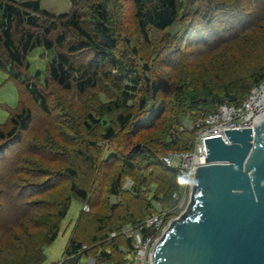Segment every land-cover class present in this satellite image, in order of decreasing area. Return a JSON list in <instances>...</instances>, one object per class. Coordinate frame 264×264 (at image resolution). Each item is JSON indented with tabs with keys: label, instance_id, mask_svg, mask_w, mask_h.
Segmentation results:
<instances>
[{
	"label": "rangeland",
	"instance_id": "374dc122",
	"mask_svg": "<svg viewBox=\"0 0 264 264\" xmlns=\"http://www.w3.org/2000/svg\"><path fill=\"white\" fill-rule=\"evenodd\" d=\"M100 1L110 15V26L118 40L117 50L123 47L130 50L135 46L133 57L138 63L147 62L149 77L160 87L154 100L162 99L166 108L152 127H143L134 134L132 142L124 146V157L118 152L123 148L121 142L133 134L123 132L116 122V114L128 109L137 112L138 107L134 97L132 101H124V80L117 75L118 70L101 72L95 84L83 91L72 86L64 88L50 79L43 80L53 49L36 45L26 55L28 66L22 74L26 80L34 81L42 93L46 104L42 108L27 91L24 81L14 80L0 68V123L7 120L10 108L17 104L18 95L31 115L28 128L18 139L8 141L0 136V144L7 141L0 152V264L33 261L39 264L33 260L34 256H38L40 264H58L67 258L63 248L68 236L75 234L89 242L92 228L99 224L97 217L103 218L104 228L111 230L119 222L117 217L124 215L126 205L133 216H141L147 201L144 194L147 190V195L155 190L151 181L145 184L147 190H134L144 174L153 179L159 173L176 181L172 194L157 199L148 196V199L152 202L149 215L164 210L161 223L177 217L189 201L190 188L180 172L177 177L172 171L164 170L161 164L146 161L145 149L156 147L158 153L169 149V145H163L167 132L179 122L183 126L192 125L187 117L194 115L195 104L201 96H226L228 92L241 99L253 85L255 72L264 74V0H215L223 5V15L240 21L232 22L231 32L217 25L219 36H209L208 41H193L188 34L194 26L206 25L202 15L204 8L210 7L207 1L211 0H179L176 20L164 29L147 25L145 35L137 25L132 0ZM40 3L52 12L71 8L69 0H40ZM78 8L88 27V3L80 2ZM67 35L74 37L76 33L69 29ZM106 123L115 130L114 136L104 135ZM180 123L177 128L181 127ZM8 126L9 123L0 129ZM191 143L193 147L194 135ZM135 144L137 148L131 151ZM123 159L131 160L134 167L130 170ZM119 173L120 191L113 193L110 183ZM70 182L87 191L86 200L74 197ZM129 218L121 220L120 224L123 232H130L132 236L137 228H133ZM55 222L56 236L49 240L47 228ZM115 233L116 230H111L108 237ZM115 238L117 251L111 245L112 238L104 240L106 250L122 263L136 264L134 244L132 247L123 244L122 235ZM89 254L93 256H79L75 264L108 262L105 257L95 260V255L90 251Z\"/></svg>",
	"mask_w": 264,
	"mask_h": 264
},
{
	"label": "trees",
	"instance_id": "16d2710c",
	"mask_svg": "<svg viewBox=\"0 0 264 264\" xmlns=\"http://www.w3.org/2000/svg\"><path fill=\"white\" fill-rule=\"evenodd\" d=\"M69 1L71 3L69 10L52 12L44 8L40 0H0V68L6 71L14 80L19 82L24 81L23 84L27 91L42 108H45L46 105L42 93L37 89L34 81L26 80L22 74L23 69L28 66L26 55L34 46L42 45L45 48L53 49L50 58L46 62L43 80L46 82L50 79L64 88L72 86L79 91H83L88 86L95 84V80L101 72L107 74L112 69L118 70L117 75L124 80L123 87L125 89H122V92L125 94L124 101H132V97H134L136 98V106L138 107L137 112L127 108L128 110L116 114V122L120 128H123V132L133 134V136L128 135L126 140H122L123 148L118 151L119 154H123L126 157L124 146H128L132 142L131 139L143 127H152L164 112V108H166L162 99L158 102L154 100L155 94L160 87L149 77V65L147 62L138 63V60L133 57V54L136 53L135 46H131L130 50H126V47L117 50L118 40L110 26L111 18L103 2L100 0ZM178 1L132 0L133 13L141 32L145 35L147 25L156 29H164L170 26L179 16ZM211 1H207L210 7H205L202 15L207 26H194L188 34L189 39L193 41L200 39L208 41L209 36L213 38L219 36L217 25L224 27L225 31L231 32V28L234 27L232 22L240 21L236 17L227 18L222 13L223 5L217 3L215 0ZM80 2L84 5L88 3L90 7V18L86 20L90 23L88 27L85 26L78 10ZM69 29L75 31L76 35L74 37L67 35ZM235 31L239 30L235 29ZM228 34L226 33L225 35ZM105 67L107 69H104ZM34 77L37 78V75H34ZM263 78L264 74L262 72H255L252 86L260 83ZM249 91L241 99H236L235 94L228 92L225 93L226 96H217L215 94L201 96V100L195 104L196 112L191 118L187 117L192 121V125L190 127L183 126L182 122H179L181 124L179 128H177L179 123L176 126L173 125L166 134L168 136L163 141L164 146L169 145L171 148L169 147V149L160 153H158L159 149L156 147L146 148V161L161 164L164 170H170L175 176L179 177L178 168L165 163L161 156L168 151L190 146L194 133L193 122L201 111L213 109L215 102L221 100L238 104L246 98ZM30 116V111L22 105L18 95L17 104L10 108L7 120L0 123V126H5L9 123V126L4 130L3 128L0 129V136L6 138L8 141L9 139H18L20 133L28 128ZM115 133V130H112L109 123L104 125V135L106 137L114 136ZM190 133L192 135L189 136ZM6 139L0 144V152L4 150L7 144ZM135 149H131V151H135ZM123 162L128 164L130 170L134 167L131 160L123 159ZM149 181L154 183L155 190L147 195V183ZM175 184L176 181L173 178L163 174L156 173L153 179L147 178V174L142 175L141 179L133 187L135 191L142 190V188L147 190V193L144 194L147 201L142 207V215L133 216L129 210L130 207L126 205L123 208L124 215L117 217L119 218V222L111 229L116 230V233L109 237L108 234L111 230H108V227L104 228L106 224H104L103 218L97 217L99 224L92 228L93 231L88 236L90 243L86 242V239L76 237L75 234H70L63 248V254L67 258L65 260L62 259L58 264H75V260L79 256H82L81 258H88V256L92 255L89 254V251L95 255V260L99 259V257H105L109 262L107 264H127L118 261V258L112 252L106 250L103 243H106L107 246V242L104 240L108 239L110 241V238H112L110 241L111 245L113 250L117 251L118 240L115 236L122 235V243L132 247L134 237L133 235L131 236L130 232H123L122 225L120 224L121 220L130 217L129 221L134 224L133 228H137L141 234L149 233L153 230V227L146 223V218L152 212L150 211L152 202H149L150 198L148 196L157 199L168 195L170 192L172 194V188ZM120 185L119 173L116 174L115 179L110 183V191L117 193L120 191ZM69 186L74 197L83 200L87 199L88 194L83 187L73 182H70ZM42 189L44 190V188ZM130 190L133 191L132 189ZM67 204L68 199L66 201ZM114 207L115 205H112V208ZM60 210L59 214L62 213V208ZM51 225V227L47 228L49 240L56 236L57 223L55 222ZM100 230L102 231L98 234L97 232ZM34 259L40 264L38 256H34ZM122 259L127 260L125 257H122ZM113 260L115 262H112ZM12 264L19 263L13 262ZM29 264H35V261Z\"/></svg>",
	"mask_w": 264,
	"mask_h": 264
},
{
	"label": "water",
	"instance_id": "95a60500",
	"mask_svg": "<svg viewBox=\"0 0 264 264\" xmlns=\"http://www.w3.org/2000/svg\"><path fill=\"white\" fill-rule=\"evenodd\" d=\"M224 133L204 137L189 201L156 238L153 264H264V117Z\"/></svg>",
	"mask_w": 264,
	"mask_h": 264
},
{
	"label": "built area",
	"instance_id": "2783aa9c",
	"mask_svg": "<svg viewBox=\"0 0 264 264\" xmlns=\"http://www.w3.org/2000/svg\"><path fill=\"white\" fill-rule=\"evenodd\" d=\"M263 109L264 78L260 83L251 87L249 94L240 103L234 104L221 100L215 102L213 109L201 111L193 122V147L191 143L189 148L168 151L161 156L162 160L169 165L176 166L186 184L191 188L195 167L203 163L205 159L204 137L219 134L224 136V128L252 125L255 116ZM164 215V210L160 209L146 218V223L153 227L149 233L141 234L138 230L133 231V244L138 257L136 264H153L152 248L156 238L170 221L169 219L165 224L161 223Z\"/></svg>",
	"mask_w": 264,
	"mask_h": 264
},
{
	"label": "bare ground",
	"instance_id": "6f19581e",
	"mask_svg": "<svg viewBox=\"0 0 264 264\" xmlns=\"http://www.w3.org/2000/svg\"><path fill=\"white\" fill-rule=\"evenodd\" d=\"M261 117H264V109L260 112V114L255 116L254 120H257V119H259Z\"/></svg>",
	"mask_w": 264,
	"mask_h": 264
}]
</instances>
